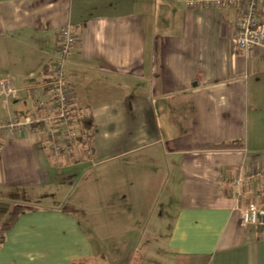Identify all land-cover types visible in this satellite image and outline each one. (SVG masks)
<instances>
[{
  "label": "crops",
  "instance_id": "obj_1",
  "mask_svg": "<svg viewBox=\"0 0 264 264\" xmlns=\"http://www.w3.org/2000/svg\"><path fill=\"white\" fill-rule=\"evenodd\" d=\"M236 20L185 0H0V77L19 89L0 118L37 107L26 87L70 25L64 77L94 122L82 157L0 136V264H264V216L240 214L264 209V50L236 47Z\"/></svg>",
  "mask_w": 264,
  "mask_h": 264
},
{
  "label": "built area",
  "instance_id": "obj_2",
  "mask_svg": "<svg viewBox=\"0 0 264 264\" xmlns=\"http://www.w3.org/2000/svg\"><path fill=\"white\" fill-rule=\"evenodd\" d=\"M190 8L204 7L207 9H234L236 20V47L245 55L252 56L258 49L264 50V0H185ZM80 36L70 25L61 26L57 33V58L47 69V78L40 84L26 87V92L37 107L22 116L10 115L0 118V136L12 137L27 132L31 135H42L52 141V149L75 150L77 157L83 156V151L77 149L79 132L72 114L74 108L75 90L64 77V66L70 52L77 49ZM0 96L5 108H9L11 99L19 96L10 77H0ZM60 131L61 139L55 136ZM67 154V153H66ZM248 172L243 176L239 172L235 182L240 187L238 199L243 193L246 179L252 176ZM240 214L246 223L261 222L264 209L256 201H250L240 208Z\"/></svg>",
  "mask_w": 264,
  "mask_h": 264
},
{
  "label": "trees",
  "instance_id": "obj_3",
  "mask_svg": "<svg viewBox=\"0 0 264 264\" xmlns=\"http://www.w3.org/2000/svg\"><path fill=\"white\" fill-rule=\"evenodd\" d=\"M72 114L75 117V123L77 125V129L79 132V136L77 141H81L82 143L86 144L89 138L92 137L93 133V117L90 114H83L81 112L72 111ZM85 141V142H84ZM71 264H86L82 260L72 261Z\"/></svg>",
  "mask_w": 264,
  "mask_h": 264
}]
</instances>
